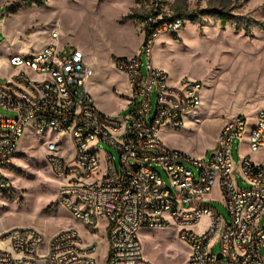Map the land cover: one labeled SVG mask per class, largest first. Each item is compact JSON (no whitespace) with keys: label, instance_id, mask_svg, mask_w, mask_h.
Listing matches in <instances>:
<instances>
[{"label":"built area","instance_id":"obj_1","mask_svg":"<svg viewBox=\"0 0 264 264\" xmlns=\"http://www.w3.org/2000/svg\"><path fill=\"white\" fill-rule=\"evenodd\" d=\"M148 19L160 18L150 14ZM185 24L181 18L163 19L140 53L114 58L131 88L125 115L95 105L88 90L94 68L80 49L58 48V29L41 49L12 56L16 72L0 80V105L15 113L0 114V191L11 187L8 172L30 127L51 135L44 139L46 159L73 217L88 228L100 220L108 223L107 264H150L140 230L169 226H177L178 236L189 245L183 264H264V161L240 154L236 163L233 156L236 140L239 149L243 144L252 152L264 148V109L252 120L239 113L224 121L209 156L169 146L160 135L162 127L181 128L184 114L202 103L201 79L184 76L171 83L168 72L152 61L155 39L178 33ZM97 142L115 148L118 163L111 152L98 153ZM215 187L228 219L206 203ZM204 215L208 221L198 233L194 228ZM96 248V240L84 242L72 226L49 242L33 226H13L0 235V264H98Z\"/></svg>","mask_w":264,"mask_h":264},{"label":"rangeland","instance_id":"obj_2","mask_svg":"<svg viewBox=\"0 0 264 264\" xmlns=\"http://www.w3.org/2000/svg\"><path fill=\"white\" fill-rule=\"evenodd\" d=\"M3 1V0H2ZM0 2V15L7 11V4L20 5L16 12L8 10V16L0 21V80L5 81L16 68L10 64L14 55H27L37 44L35 40L50 38L53 29H58V48H79L91 40L100 41L96 51L97 66L94 67V84L90 85L91 94L105 112L114 115H125L129 110L119 108L118 98L121 87H124L122 74L114 60L106 58L107 50L112 44L113 34L125 29L133 20L137 29L143 30L145 17L158 14V18L177 16L183 12L200 15L195 21L186 20L184 28L171 36L172 43H163L162 47H171L172 53L153 52L152 61L160 60L168 66L169 74L178 73L182 77L201 79L204 83L202 103L197 108L184 114L181 128L163 131V141L172 147L179 148L195 156L212 153L211 145L216 141L217 134L229 118L242 113L252 120L256 110L237 108L247 107L258 98L259 93H244L243 97L235 94L236 88H264V0H95L97 6L116 8L117 17L101 16L93 8L94 0H47L42 7L26 6L22 0H4ZM213 8L229 12L231 20L225 26L219 23ZM53 15V21L43 23L42 18ZM128 14H136V18L126 19ZM34 15L42 27L36 31L26 32L27 36L13 35L6 30V23L21 20ZM126 23V24H125ZM250 32L244 30L245 24ZM41 41H38L40 43ZM85 54L84 50L80 49ZM143 71H147V57L144 55ZM157 92L152 94L155 105ZM264 107V106H263ZM1 115H15L11 110L0 105ZM128 122L124 128L127 129ZM168 128V127H167ZM43 136L27 128L18 146L12 166L8 172L11 187L0 191V235L13 226H33L45 236L47 242L67 227H74L84 242L93 239L97 242L93 255L98 264H107L109 252L108 223L100 220L92 228L74 218L71 211L62 203L58 195L59 181L52 172L47 159V146ZM64 139V138H63ZM63 143L64 140L62 141ZM239 140L233 146L236 163L241 154H249L255 162L264 161V148L250 151L246 144L238 148ZM95 145V144H94ZM89 144V147H92ZM98 153L111 152L119 161L115 148L106 142H97ZM64 154V151H62ZM166 177V176H165ZM167 182L168 178L166 177ZM239 184L244 185L239 179ZM206 203L214 207L227 219L229 214L215 187L206 198ZM208 216L204 215L195 226L196 232H202L207 224ZM93 231L94 235L90 234ZM140 239L144 257L150 264H183L189 253L187 245L179 236L177 226L153 227L140 230ZM220 243L214 252L220 251ZM264 251V250H263Z\"/></svg>","mask_w":264,"mask_h":264},{"label":"crops","instance_id":"obj_3","mask_svg":"<svg viewBox=\"0 0 264 264\" xmlns=\"http://www.w3.org/2000/svg\"><path fill=\"white\" fill-rule=\"evenodd\" d=\"M2 0H0L1 2ZM4 1V0H3ZM2 1V2H3ZM95 6H94V10L97 12H103L101 16L103 17H108L113 18L114 15V19L115 17L118 16L115 15V11H117L118 9L116 8H109V7H103L101 5L97 6L96 1H93ZM1 4V3H0ZM53 21V15H49L48 17H43L42 18V22L43 23H48ZM126 22H128L125 26V29L121 30L120 33L118 34H113L112 38H110L111 41V48L107 50V54H106V58L109 60H114V58L116 56H132V55H136L138 53H140L141 48H142V44L144 41V36L145 33L144 31L139 28L137 29L133 20H127ZM42 27V23H39V21L36 19V17L34 15H29L25 18L21 20H12V21H8L6 23V30L7 32L11 33L13 35V40L15 38V36L17 34H24L25 36H27L26 32L28 31H36L34 32L32 35L33 36H37V30L40 29ZM54 30V29H53ZM32 31V32H33ZM50 38H40L38 40H35V42L37 44L34 45V49L33 51L39 50L41 49L43 46H45L48 42H50ZM38 41H41L40 43H38ZM172 43L173 40L171 39V36L165 33L160 34L154 42V46H153V52L155 54L158 53V51L162 50V44L163 43ZM100 46V41H94L91 40L89 41L85 46L82 44H79V48L84 50L85 52V60L86 62L92 66L93 68L95 66H97V56L96 55V51L98 50V47ZM65 47V46H64ZM74 47V46H71ZM70 47V48H71ZM63 48V47H62ZM172 45L169 48H166L165 50L163 49L162 52H169L172 53L174 51H172ZM32 52V51H31ZM156 67L162 68L163 70H165L166 72H168L169 74V70H168V66L164 65L163 62H161L160 60H156L155 64ZM120 73L122 74L123 80H124V87L120 88V91L118 92L119 94V98H118V103H119V108H121V110H129L130 111V106H129V98L131 97V88L128 84L127 81V76L120 71ZM12 75V73H11ZM182 76L178 73H171L169 74V80L171 83H178V81L180 80ZM95 79H90V81L88 82V90L90 91V85L94 84ZM254 92V93H259L258 98L251 101L250 105H248L247 107H242L241 108H237L236 112L241 111L243 112L244 109L247 110H256L258 111L259 109H264V88H236L234 90L235 94H239V96L243 97L244 93L247 92ZM92 95V94H91ZM93 99L94 96L92 95ZM202 99H203V95H202ZM94 103L95 105L103 112H105L97 103V101H95L94 99ZM108 114H113L114 112H105ZM164 130H169V128L167 127H162L161 131H160V135L161 138L163 140V131ZM215 145V142L211 145V147L213 148V146ZM171 146V145H170ZM206 155H208V152L206 151V153H204Z\"/></svg>","mask_w":264,"mask_h":264},{"label":"trees","instance_id":"obj_4","mask_svg":"<svg viewBox=\"0 0 264 264\" xmlns=\"http://www.w3.org/2000/svg\"><path fill=\"white\" fill-rule=\"evenodd\" d=\"M22 2H24L26 4V6H38V7H42L46 4L47 0H22ZM8 8V10H11L12 12H16L19 8L20 5H14L12 3L7 4L6 5ZM208 12H215L217 14L219 23L223 26H225L228 22H230L231 20V14L223 9H218V8H213L211 10H207ZM158 14H152V17H156L157 18ZM137 15L136 14H128L125 18L126 19H130V18H136ZM149 15L145 17V23H144V27H143V31L145 33L144 36V41L143 44L151 37L153 31L155 30L156 27H158L160 25V23L163 22V19H169V20H174L175 18H181L184 20H189V21H195L197 19L200 18V15L193 13V12H183V13H179L177 16H170V17H163L162 19H157L156 22L153 21H149ZM244 30H246L247 32H250V26L248 25V23L245 24L244 26ZM174 37H178L177 34L174 33ZM109 233V230H108Z\"/></svg>","mask_w":264,"mask_h":264},{"label":"water","instance_id":"obj_5","mask_svg":"<svg viewBox=\"0 0 264 264\" xmlns=\"http://www.w3.org/2000/svg\"><path fill=\"white\" fill-rule=\"evenodd\" d=\"M222 257V255L221 254H219V258H221Z\"/></svg>","mask_w":264,"mask_h":264}]
</instances>
